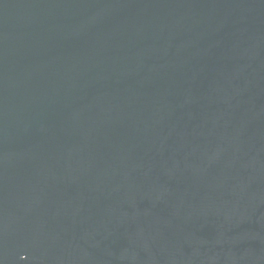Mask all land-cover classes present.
<instances>
[{
    "label": "water",
    "instance_id": "obj_1",
    "mask_svg": "<svg viewBox=\"0 0 264 264\" xmlns=\"http://www.w3.org/2000/svg\"><path fill=\"white\" fill-rule=\"evenodd\" d=\"M0 264H264V0H0Z\"/></svg>",
    "mask_w": 264,
    "mask_h": 264
}]
</instances>
